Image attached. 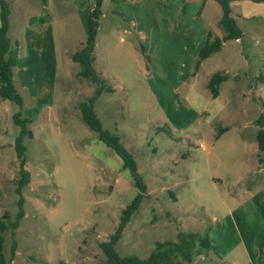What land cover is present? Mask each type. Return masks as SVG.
Here are the masks:
<instances>
[{
    "label": "rangeland",
    "instance_id": "1",
    "mask_svg": "<svg viewBox=\"0 0 264 264\" xmlns=\"http://www.w3.org/2000/svg\"><path fill=\"white\" fill-rule=\"evenodd\" d=\"M235 1L231 15L243 38L226 42L200 66L209 34L224 35L215 0L103 2L94 68L112 91H103L94 111L103 128L120 137L148 188L116 245L121 257L146 259L157 243L176 242L179 232L196 233L199 242L192 263L176 264L242 262L244 242L257 236L264 244V165L258 156L264 152L256 140L264 113V3ZM15 3L12 41L24 29ZM94 7L95 0H52L55 56L33 63L12 55L21 70L28 67L31 82H22L15 70L22 107L0 97V218L9 216L7 222L19 212L15 114L32 121L33 137L24 142L30 173L25 215L16 230L3 234L11 264L104 262L100 244L115 234L122 212L140 194L122 159L80 110L98 87L79 76L72 55L87 40ZM25 14L35 17L32 9ZM216 73L227 80L214 98L208 83ZM32 82L37 89L22 90ZM204 238L209 248L200 245Z\"/></svg>",
    "mask_w": 264,
    "mask_h": 264
},
{
    "label": "trees",
    "instance_id": "2",
    "mask_svg": "<svg viewBox=\"0 0 264 264\" xmlns=\"http://www.w3.org/2000/svg\"><path fill=\"white\" fill-rule=\"evenodd\" d=\"M222 8L223 16L219 22L220 27L224 31L222 38L215 37L212 39V33L209 34L207 43L203 46L200 52L197 66L208 59L210 56L221 51L223 44L232 40H241L244 36L243 30L238 25L235 18L231 15V3L235 0H215ZM257 3H264V0H252ZM104 0H95V7L91 11L88 19L87 40L81 51L72 55V61L80 64L81 71L79 76L91 81L97 85L95 96L90 98L89 102L82 103L80 110L83 121L88 127L94 131L99 140L107 147L111 148L123 161V167L131 172L133 181L139 189L140 194L133 202L122 212L120 224L115 232L110 237V240L100 244V248L106 256L104 262L100 264H176L178 259H182L187 263L193 262V257L199 242V235L192 232H179L176 242L157 243L155 249L146 259H141L138 256L131 255L121 257L116 250V245L122 237L124 229L131 220L133 214L140 208L144 195L147 193V186L144 183L141 175L138 172L137 163L130 152L121 143L118 135L112 134L103 128L101 121L97 118L94 111V103L104 90L111 92V88H105L104 82L94 68V50L96 46V38L99 28V19L102 16V5ZM9 16L10 8L6 0H0V97L4 100L12 101L18 106H23V99L18 93L15 86L14 72L11 65L8 63L7 55L13 44L8 36L9 32ZM144 53V49L141 48ZM227 80V75L216 73L212 76L208 83V88L214 98L219 95V86ZM264 107V102H263ZM32 121L27 118H22L20 113L15 114L14 124L20 128V134L16 138L15 150L20 163L21 179L18 181L16 194L19 197L18 207L19 212L14 222L8 220L9 216L5 215L0 218V264H11L5 254V238L4 233L10 229L13 231L19 227L20 221L25 215L23 196V188L30 182V173L26 170L25 154L27 147L24 144L27 137L32 138L33 133L28 128ZM259 130L256 133L258 149L261 153L264 152V113L257 120ZM260 164L264 165V158H259ZM200 245L204 248L210 247V241L207 238L201 240ZM17 242L13 240L11 247V255L15 256Z\"/></svg>",
    "mask_w": 264,
    "mask_h": 264
},
{
    "label": "crops",
    "instance_id": "3",
    "mask_svg": "<svg viewBox=\"0 0 264 264\" xmlns=\"http://www.w3.org/2000/svg\"><path fill=\"white\" fill-rule=\"evenodd\" d=\"M12 1L16 2L14 7L15 10L18 9L22 11V26L24 28L23 30H17L18 35L15 41H12L9 35L14 25L12 18L15 15L14 9L11 6ZM7 2L10 6L8 36L13 44V49L9 51L7 60L11 65L13 72L15 73V70L17 71V74L22 82H31L30 75H28L30 71L28 67H23L21 70L19 67L21 65H17V63H15L14 59H12V55L16 52L20 60L24 61L26 57H29L33 63L34 61L44 62L43 60L49 56V53L55 56V20L51 12L52 0H27V2H24L23 0H7ZM31 9L32 13L35 15L32 19L25 14V12ZM245 17L247 18L249 15H245ZM212 33L214 34L215 32L212 31ZM213 36L218 38L223 37V35H218L216 33ZM15 48L17 50H15ZM32 86L37 89L36 83L32 82L31 85L25 83L22 84V90H31ZM33 98H37V95L34 94ZM258 156L260 158L259 154ZM260 165L262 166V164ZM244 250L246 258H244L242 262L238 260V258L232 259L231 261L223 258L219 264H264V244L258 240L257 236H255L254 239L251 237V240L244 242Z\"/></svg>",
    "mask_w": 264,
    "mask_h": 264
},
{
    "label": "water",
    "instance_id": "4",
    "mask_svg": "<svg viewBox=\"0 0 264 264\" xmlns=\"http://www.w3.org/2000/svg\"><path fill=\"white\" fill-rule=\"evenodd\" d=\"M180 93H181L182 95H184V92H183V90H180Z\"/></svg>",
    "mask_w": 264,
    "mask_h": 264
}]
</instances>
